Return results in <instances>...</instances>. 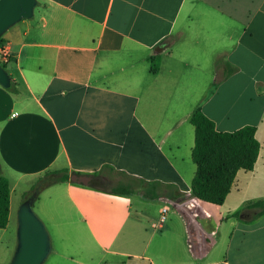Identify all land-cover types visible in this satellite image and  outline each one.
I'll return each instance as SVG.
<instances>
[{
  "label": "crops",
  "instance_id": "0c3cea01",
  "mask_svg": "<svg viewBox=\"0 0 264 264\" xmlns=\"http://www.w3.org/2000/svg\"><path fill=\"white\" fill-rule=\"evenodd\" d=\"M36 1L0 39L17 88L0 86L1 231L20 184L66 171L92 177L46 189L69 264H264V212L246 208L264 202V0ZM198 108L218 132L254 126L260 144L219 206L191 197Z\"/></svg>",
  "mask_w": 264,
  "mask_h": 264
},
{
  "label": "trees",
  "instance_id": "16d2710c",
  "mask_svg": "<svg viewBox=\"0 0 264 264\" xmlns=\"http://www.w3.org/2000/svg\"><path fill=\"white\" fill-rule=\"evenodd\" d=\"M149 62L150 70L155 74L158 71L160 57L156 55L150 58ZM1 66L4 68L3 64ZM6 89L17 92L13 82ZM189 122L194 128L191 158L196 167L190 185L191 197L202 202L222 205L230 192L236 173L239 170L251 171L256 163L260 149V144L255 138L256 128L244 126L234 132H218L214 123L199 108L193 111ZM66 182H69L66 171L46 172L38 179L36 186H33L24 201L32 196L36 200L42 189ZM152 187L154 185H151ZM134 188L136 186L117 185L110 193L131 195ZM142 195L149 198V189ZM9 199V181L0 174V229H5L8 224ZM246 208H260L258 215H261L264 212V202L251 203ZM240 214L236 213L233 216L238 217Z\"/></svg>",
  "mask_w": 264,
  "mask_h": 264
},
{
  "label": "water",
  "instance_id": "95a60500",
  "mask_svg": "<svg viewBox=\"0 0 264 264\" xmlns=\"http://www.w3.org/2000/svg\"><path fill=\"white\" fill-rule=\"evenodd\" d=\"M36 0H0V37L13 25L33 16ZM11 79L0 65V86L8 88ZM89 175L72 174L69 182L90 186ZM34 196L24 201L17 213V243L9 264H43L51 251V239L44 223L32 210Z\"/></svg>",
  "mask_w": 264,
  "mask_h": 264
},
{
  "label": "rangeland",
  "instance_id": "374dc122",
  "mask_svg": "<svg viewBox=\"0 0 264 264\" xmlns=\"http://www.w3.org/2000/svg\"><path fill=\"white\" fill-rule=\"evenodd\" d=\"M0 174L5 176L4 172H0ZM38 179L34 181L33 186H36ZM24 186H26V184H20L15 193H12L10 225L4 232L0 229V264H9L16 247L17 213L24 199L29 194L27 192L24 194ZM50 187L42 189L38 194L39 198L37 197L38 199H36L32 204L33 212L44 223L51 239V253L43 264H69L71 262L61 257L60 254H72L73 235L68 226H62V224L67 220L61 219L60 216L56 215H61V213H59L58 209L52 202L56 196L53 197L49 194L51 191H48V188ZM158 209H160V207L155 206V210H153L156 212ZM147 227L150 231L151 228L148 224Z\"/></svg>",
  "mask_w": 264,
  "mask_h": 264
},
{
  "label": "built area",
  "instance_id": "2783aa9c",
  "mask_svg": "<svg viewBox=\"0 0 264 264\" xmlns=\"http://www.w3.org/2000/svg\"><path fill=\"white\" fill-rule=\"evenodd\" d=\"M8 60V54L6 50L0 49V65L6 63ZM167 217V208H162L159 215L158 225L161 226Z\"/></svg>",
  "mask_w": 264,
  "mask_h": 264
}]
</instances>
